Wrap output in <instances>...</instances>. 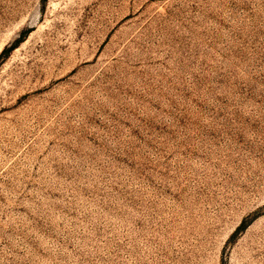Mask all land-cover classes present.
<instances>
[{
  "label": "rangeland",
  "instance_id": "rangeland-1",
  "mask_svg": "<svg viewBox=\"0 0 264 264\" xmlns=\"http://www.w3.org/2000/svg\"><path fill=\"white\" fill-rule=\"evenodd\" d=\"M0 264H264V0H0Z\"/></svg>",
  "mask_w": 264,
  "mask_h": 264
}]
</instances>
